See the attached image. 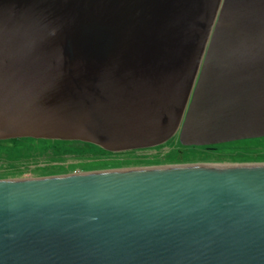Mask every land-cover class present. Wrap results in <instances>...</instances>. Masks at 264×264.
<instances>
[{
    "label": "water",
    "instance_id": "obj_1",
    "mask_svg": "<svg viewBox=\"0 0 264 264\" xmlns=\"http://www.w3.org/2000/svg\"><path fill=\"white\" fill-rule=\"evenodd\" d=\"M176 134L264 137V0H0V141ZM0 264H264V165L0 180Z\"/></svg>",
    "mask_w": 264,
    "mask_h": 264
},
{
    "label": "rangeland",
    "instance_id": "obj_2",
    "mask_svg": "<svg viewBox=\"0 0 264 264\" xmlns=\"http://www.w3.org/2000/svg\"><path fill=\"white\" fill-rule=\"evenodd\" d=\"M178 135L145 151L108 154L77 141H0V180L177 165H264V137L202 147L182 145Z\"/></svg>",
    "mask_w": 264,
    "mask_h": 264
},
{
    "label": "flooded vegetation",
    "instance_id": "obj_3",
    "mask_svg": "<svg viewBox=\"0 0 264 264\" xmlns=\"http://www.w3.org/2000/svg\"><path fill=\"white\" fill-rule=\"evenodd\" d=\"M190 147H196V146H190ZM148 149H137V150H132V151H126V152H121V153H129V152H137V151H145ZM108 154H117V153H111V152H107Z\"/></svg>",
    "mask_w": 264,
    "mask_h": 264
}]
</instances>
